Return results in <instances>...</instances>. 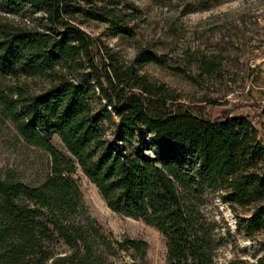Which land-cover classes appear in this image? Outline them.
Returning a JSON list of instances; mask_svg holds the SVG:
<instances>
[{
    "label": "trees",
    "instance_id": "16d2710c",
    "mask_svg": "<svg viewBox=\"0 0 264 264\" xmlns=\"http://www.w3.org/2000/svg\"><path fill=\"white\" fill-rule=\"evenodd\" d=\"M137 13L117 0H0V123L51 155L37 185L0 177V264H146L147 242L119 241L90 216L77 170L111 211L160 232L170 264H221L234 238L208 212L217 199L247 238L264 236V144L252 121L213 118L206 105L218 102L188 103L144 72L170 61L151 46L128 62L83 29L97 22L132 38ZM189 59L199 77L177 71L194 85L223 64ZM60 244L69 251L56 252ZM231 252L222 264H264V255L250 262Z\"/></svg>",
    "mask_w": 264,
    "mask_h": 264
},
{
    "label": "rangeland",
    "instance_id": "374dc122",
    "mask_svg": "<svg viewBox=\"0 0 264 264\" xmlns=\"http://www.w3.org/2000/svg\"><path fill=\"white\" fill-rule=\"evenodd\" d=\"M104 6L110 0H95ZM130 4L138 13L131 19L136 26L132 38L114 37L107 26L88 22L83 29L91 37L120 52L130 62L137 47L149 45L169 63L160 67L148 65L143 71L151 77L176 89L185 100H215L218 105H206L213 118L230 115L248 117L264 144V0H117ZM202 55L222 60L221 69L214 79H201V84L188 82L177 70L189 67L196 77L195 65L189 58ZM55 146L64 150L60 139L53 138ZM154 156L158 152L153 151ZM51 155L39 147L26 144L10 123H0V177L13 174L21 181L37 185L49 173ZM78 181L83 200L90 216L121 241L125 238L145 241L149 245L146 264H170L165 241L160 232L141 220L127 218L111 211L98 189L81 172L73 176ZM208 212L227 224L234 242L223 250L220 263L236 256L257 262L264 255V236L249 239L242 232L235 214L219 199L214 200ZM68 248L57 245L56 252Z\"/></svg>",
    "mask_w": 264,
    "mask_h": 264
}]
</instances>
